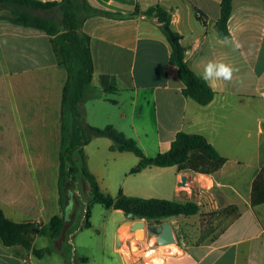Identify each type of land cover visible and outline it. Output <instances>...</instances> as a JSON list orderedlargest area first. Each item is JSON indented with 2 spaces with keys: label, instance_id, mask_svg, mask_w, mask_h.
I'll list each match as a JSON object with an SVG mask.
<instances>
[{
  "label": "crops",
  "instance_id": "1",
  "mask_svg": "<svg viewBox=\"0 0 264 264\" xmlns=\"http://www.w3.org/2000/svg\"><path fill=\"white\" fill-rule=\"evenodd\" d=\"M87 1L96 9L125 16L91 17L83 25L91 38L93 85L98 87L100 75L107 74L123 88L109 94L117 99L102 95L88 101L87 123L97 128L111 125L126 136L131 132L149 157L167 152L176 135L184 132L205 137L226 159L212 176L190 175L176 166L148 167L135 175L129 172L119 185L117 195L194 201L200 206L197 215L163 220L172 224L178 242L172 247L175 252L163 254L162 264H264V203L252 205L253 183L264 169V0L233 1L227 45L218 42L222 38L216 30L221 0ZM157 5L171 14V28L181 35L186 62L198 76L209 61L238 69L230 82H207L214 98L206 106L182 94L178 69L170 64V44L157 20L144 15ZM67 78L47 34L0 22V208L15 223L45 227L61 213V110ZM100 139H93L84 151L90 172L101 190L109 192L116 186L110 180L105 184V169L112 165L114 171L122 161L133 169L139 159L112 151L113 143ZM91 158L97 160L94 167ZM185 174L198 184L205 176L211 191L196 188L191 193L179 187ZM232 206L239 215L235 220L231 212L224 213ZM212 213L220 216L215 227L227 223L213 237L201 238V216ZM121 214L113 255L103 256V264H132L127 248L136 240L131 232L121 231L126 222ZM71 237L70 225L59 240L37 234L33 249H50L42 257L0 241V264H88L74 241L69 244ZM145 246H150L149 240Z\"/></svg>",
  "mask_w": 264,
  "mask_h": 264
},
{
  "label": "trees",
  "instance_id": "2",
  "mask_svg": "<svg viewBox=\"0 0 264 264\" xmlns=\"http://www.w3.org/2000/svg\"><path fill=\"white\" fill-rule=\"evenodd\" d=\"M234 0H221L220 17L216 22L219 37L229 38V20L233 12ZM148 18H155L170 47V64L178 69L185 98L206 106L214 98V91L187 64L182 37L171 28V14L161 6H153L144 12ZM101 16L110 19H123L124 15L99 10L87 0H61L43 3L39 0H0V22L37 30L50 37L52 51L57 63L64 65L67 83L62 102V144L59 169V216L41 227L31 222L15 223L9 220L0 208V241L5 247L20 246L32 251L37 257L50 253V249L35 250V236L43 235L52 240L63 237L65 229L74 222L77 207L76 186L80 183L88 195L83 228H91L92 206L101 204L106 209L130 213L134 219L161 223L178 216H193L200 213V206L194 201H177L159 198L128 196L120 192L112 197L102 192L96 177L90 172L84 148L95 138H107L113 142L112 151L132 153L139 164L130 175L142 172L148 167H174L179 171H190L212 176L226 163L217 150L197 134L179 132L167 152L154 157L147 156L137 141L127 137L113 126L104 128L90 126L86 120V104L102 95L117 94L123 91L118 80L111 75H100L99 86L93 85L95 73L91 51V38L83 31L85 21ZM264 203V169L258 175L252 188V205ZM233 219L238 218L237 208L224 209ZM38 230V231H37Z\"/></svg>",
  "mask_w": 264,
  "mask_h": 264
},
{
  "label": "rangeland",
  "instance_id": "3",
  "mask_svg": "<svg viewBox=\"0 0 264 264\" xmlns=\"http://www.w3.org/2000/svg\"><path fill=\"white\" fill-rule=\"evenodd\" d=\"M111 99H117L118 96L115 95H109L108 96ZM116 97V98H115ZM105 104V103H104ZM105 108H108L109 105H103ZM104 112H107L106 110ZM103 125V124H102ZM127 137H135L131 132H129ZM134 139V138H133ZM100 140H107L108 142L110 139L102 138ZM113 143V142H112ZM108 158L111 159V156L107 153ZM133 156V155H132ZM135 158V157H134ZM92 165L94 167V164L96 163V159L91 158ZM112 162V160L110 161ZM112 165H109L108 168L105 169V184H108L107 181L110 180L111 183H113L116 188L112 189L109 192L107 190H103L102 192L106 195H110L112 197H115L117 193L119 192V185H122L124 183V179L126 174L130 172L131 164L127 161H122L118 165H116V169L114 171H111ZM110 171V173L108 172ZM191 175V173L188 171ZM189 175V176H190ZM203 175V174H200ZM209 176V175H205ZM205 176L201 177V180L199 181V184L196 182H191L192 186H195V188L201 190V192H210L211 189H208L209 186H211V182L206 178ZM191 179V178H190ZM185 190V189H184ZM191 191L190 189H188ZM76 197H77V207H76V215L74 217V222L70 224V232L73 233V241L76 249L81 251L86 258H88L89 263L88 264H103V256H107V258L111 257L113 255V249H114V237L116 233V229L118 227V224L120 220L122 219V212L120 211H112L109 209H106L101 204H93L92 206V217H91V228H83V223L85 219V209L89 202L88 195L85 192V190L79 186H76ZM206 194V193H203ZM115 212V213H114ZM124 216V213H123ZM219 215L217 213H212L209 215L201 216L202 221V235L204 239L211 238L225 225L227 222L222 221L219 223L217 227L215 225L217 222H219ZM144 220V219H141ZM165 221H162L164 223ZM161 223V224H162ZM161 224H154L149 223V226H160ZM148 226V228H149ZM150 229V228H149ZM122 232H124V229H121ZM126 231V230H125ZM123 237L127 238V236L123 235ZM70 237L68 236L67 239ZM150 245H157L156 242V236H154V233H149L148 237ZM117 245V242H116ZM126 246V244H125ZM175 244L169 245V247H175ZM126 248V247H125ZM79 254L83 256V254ZM159 256V253L153 256L155 264H162L163 261L159 260L155 257ZM118 259L120 256H116ZM84 264V263H79Z\"/></svg>",
  "mask_w": 264,
  "mask_h": 264
},
{
  "label": "water",
  "instance_id": "4",
  "mask_svg": "<svg viewBox=\"0 0 264 264\" xmlns=\"http://www.w3.org/2000/svg\"><path fill=\"white\" fill-rule=\"evenodd\" d=\"M191 180L188 175H182L181 181L178 182V186L190 189L191 193H194L196 188L195 186L191 185ZM124 217L126 218V222L123 224L121 229L123 228L126 232H131L133 237L137 241H144L146 237H149V233H154L156 236V242L158 246H169L172 244H176L178 242L177 237L174 233L173 226L170 222H164L160 226L155 225L150 227L148 221L137 219L135 220L133 215L130 213H124ZM175 217H172L171 220H174ZM149 226V232L147 234L146 228ZM38 231V230H37ZM176 249L172 247H167L163 249L165 253H172L175 252Z\"/></svg>",
  "mask_w": 264,
  "mask_h": 264
},
{
  "label": "built area",
  "instance_id": "5",
  "mask_svg": "<svg viewBox=\"0 0 264 264\" xmlns=\"http://www.w3.org/2000/svg\"><path fill=\"white\" fill-rule=\"evenodd\" d=\"M147 234L149 232V228H146ZM148 240V236L144 241H133L130 243L129 248H127V254L131 258L132 264H155L153 256L159 253V256L155 257L159 260L163 261V249L169 246H158V245H150L145 246ZM69 244L73 246V238L69 240ZM164 262V261H163Z\"/></svg>",
  "mask_w": 264,
  "mask_h": 264
},
{
  "label": "clouds",
  "instance_id": "6",
  "mask_svg": "<svg viewBox=\"0 0 264 264\" xmlns=\"http://www.w3.org/2000/svg\"><path fill=\"white\" fill-rule=\"evenodd\" d=\"M218 42L223 45L230 43L226 37L223 39L218 38ZM236 47H239V45L237 44ZM235 72H238V69L230 66L229 64L224 62L209 61L204 66L202 79L208 83L220 80L230 82L233 79Z\"/></svg>",
  "mask_w": 264,
  "mask_h": 264
},
{
  "label": "bare ground",
  "instance_id": "7",
  "mask_svg": "<svg viewBox=\"0 0 264 264\" xmlns=\"http://www.w3.org/2000/svg\"><path fill=\"white\" fill-rule=\"evenodd\" d=\"M124 242H125V241H124ZM125 244H126V243L123 244V247H125ZM165 248H167V247H165ZM165 248H164V249H165Z\"/></svg>",
  "mask_w": 264,
  "mask_h": 264
}]
</instances>
